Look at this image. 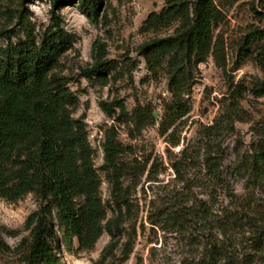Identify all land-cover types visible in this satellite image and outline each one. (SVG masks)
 <instances>
[{"label": "rangeland", "instance_id": "1", "mask_svg": "<svg viewBox=\"0 0 264 264\" xmlns=\"http://www.w3.org/2000/svg\"><path fill=\"white\" fill-rule=\"evenodd\" d=\"M215 2L222 13L214 26L218 48L187 64L190 110L167 132L173 100L168 62L153 72L140 54L144 43L173 35L179 26L147 24L166 0H104L95 18L78 4L15 0L1 16L3 47L25 39L27 26L38 37L51 31L54 13L72 36L55 72L77 98L73 117L86 125L107 208L104 223L117 215L107 135L122 149L118 161L132 203L130 211L124 207L122 235L113 238L105 230L90 249L78 241L72 250L62 244L63 264H264V69L258 61L264 38L244 49L249 33L264 29V0ZM101 61L114 62L106 83L83 73ZM117 100L128 116L115 105L103 107ZM211 153L221 159L220 178L207 169ZM39 207L35 193L15 202L0 197V237L9 246L0 247V264H24L20 244ZM54 223L62 238L56 211Z\"/></svg>", "mask_w": 264, "mask_h": 264}, {"label": "trees", "instance_id": "2", "mask_svg": "<svg viewBox=\"0 0 264 264\" xmlns=\"http://www.w3.org/2000/svg\"><path fill=\"white\" fill-rule=\"evenodd\" d=\"M14 2L0 0V18ZM51 2L55 7L78 4L84 14L95 18L104 0ZM221 14L215 0H166V7L160 13H151L147 20L153 29L179 23L173 35L150 40L140 47L149 70L157 71L166 60L170 68L173 100L164 122L165 132L190 110L184 97L185 68L193 58L196 62L204 61L212 49L218 48L214 26ZM52 19L53 29L41 37L27 26L25 39L0 46V197L15 202L35 193L40 200L39 209L27 219L29 237L20 244L24 264H63L62 244L72 250L78 241L79 248L90 249L105 230L113 238L120 237L124 207L130 211L132 206L118 161L122 149L115 136L109 134L105 150L107 168L113 174L111 201L117 215L104 223L107 208L100 196L101 182L86 125L73 117L71 106L77 103V98L65 78L55 72L61 55L71 46L72 36L63 27L60 14L54 13ZM263 38L264 29L252 30L244 49L249 50ZM258 61L264 69V46ZM114 68L113 61H101L83 73L89 79L106 83ZM113 105L128 116L120 100L104 103L103 107L111 111ZM146 114L153 117L149 111ZM206 163L214 178H220L219 156L207 155ZM153 172H149L150 180ZM55 211L63 227L62 238L55 228ZM0 247L9 250L1 237Z\"/></svg>", "mask_w": 264, "mask_h": 264}]
</instances>
